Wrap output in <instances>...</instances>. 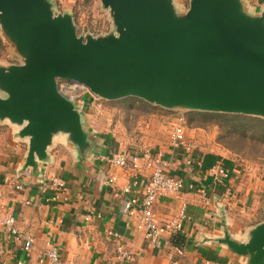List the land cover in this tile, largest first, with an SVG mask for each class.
Listing matches in <instances>:
<instances>
[{"label": "water", "instance_id": "1", "mask_svg": "<svg viewBox=\"0 0 264 264\" xmlns=\"http://www.w3.org/2000/svg\"><path fill=\"white\" fill-rule=\"evenodd\" d=\"M116 30L78 35L73 15L51 0H0V23L25 58L0 66V119L29 137L25 167L36 166L58 131L83 151L88 133L59 79L109 100L134 96L166 108L264 117V14L242 0H191L183 15L172 0H101ZM249 264H264V221L246 243L229 240Z\"/></svg>", "mask_w": 264, "mask_h": 264}, {"label": "crops", "instance_id": "2", "mask_svg": "<svg viewBox=\"0 0 264 264\" xmlns=\"http://www.w3.org/2000/svg\"><path fill=\"white\" fill-rule=\"evenodd\" d=\"M172 2L175 12L183 15L191 0ZM52 3L56 11L58 0ZM57 13L70 12L64 9ZM82 101L84 106L79 107L76 101V107L89 140L83 151L69 133L58 131L47 147L46 157L37 159L36 166L25 167L29 137L19 135L20 125L14 131L16 154L9 158V170L0 175L4 181L2 207L16 215L18 227L32 234L35 243L26 252L22 243L5 230L13 264H48L42 261V253L50 246L57 248L62 259L75 264L250 263L251 255L236 252L228 241L246 243L254 228L264 221V181L255 172L242 167L235 157L200 147L189 139L188 126L184 143L156 141L152 150L161 153L168 172L184 179L187 187L159 198L154 211L161 223H169L186 204L188 217L182 231L166 235L169 243L153 247L138 227L141 199L151 171L143 159L137 169L131 163L120 167L110 161L115 153H135L140 149L120 141L118 137L126 131L120 125H116V131L109 121L108 125L103 122L107 121L103 117L109 115L106 107H92L97 100L88 93ZM217 165L230 173L220 183L213 173ZM112 174L117 177L114 183L108 181ZM49 176L63 178L66 186L62 190L54 188ZM17 177L29 181L28 185L16 189ZM191 183L204 191L190 189ZM129 184L138 196L134 212L126 207L129 194L123 192ZM175 233L179 234L177 243L173 240ZM176 247L183 252L177 253ZM122 251L129 253L130 258L124 257Z\"/></svg>", "mask_w": 264, "mask_h": 264}, {"label": "rangeland", "instance_id": "3", "mask_svg": "<svg viewBox=\"0 0 264 264\" xmlns=\"http://www.w3.org/2000/svg\"><path fill=\"white\" fill-rule=\"evenodd\" d=\"M242 2L243 11L250 16L264 14V0ZM64 9L73 14L76 31L80 36H101L116 30L111 10L104 7L100 0H58L55 13ZM24 60L0 23V66L9 67L17 62L23 63ZM0 95L4 96L5 93L0 91ZM96 100V106L92 107H106L109 112L108 116L103 117L107 121L103 122L108 125L109 121L114 130L117 124L126 130L118 138L127 147L138 145V150L143 147L154 149L156 141L168 139L170 143L172 127L178 117L184 115L189 139L197 141L204 149L224 152L237 158L236 161L242 167L255 172L264 181V117L187 107L169 109L134 96L114 100L99 97ZM16 129L17 124L8 118L0 119V175L9 170V158L16 154L15 143L12 141ZM3 182L0 180V211H3ZM6 243L5 228L0 223V264H13L11 250Z\"/></svg>", "mask_w": 264, "mask_h": 264}, {"label": "built area", "instance_id": "4", "mask_svg": "<svg viewBox=\"0 0 264 264\" xmlns=\"http://www.w3.org/2000/svg\"><path fill=\"white\" fill-rule=\"evenodd\" d=\"M60 91L76 101L79 102V107L84 106L82 98L88 93L92 100L98 99L100 96L94 94L86 85L80 82H76L70 79H59ZM187 122L184 115L178 117V121L173 127V133L171 141L174 145L184 143L186 140ZM143 159L146 168L150 169V177L144 189L142 196V210L140 212L138 227L144 230L146 240L153 247H159L162 243H169L166 239L168 233H173L183 230V221L188 217L187 205L183 204L180 208L177 218L169 223H161L158 220L157 214L154 211V205L157 200L169 193L181 192L187 187V183L184 179L170 174L167 170V162L163 159L161 153L154 152L149 147H143L142 150L129 153L118 152L112 155L110 161L120 167L128 166L130 163L134 169L139 166L140 160ZM213 173L217 176V182H223L226 180L230 173L229 170L222 166L217 165L213 168ZM48 180L50 184L56 188L62 190L66 186V181L59 176H49ZM117 177L112 174L108 181L110 183L116 182ZM29 181L23 180L21 177H17L15 181L16 189H23L27 186ZM190 189L203 192L202 187H196L192 183L188 185ZM123 192L129 194V198L126 201V207L134 212L135 204L138 201L137 194L133 191V185H126ZM0 223L5 230L16 240L22 243L23 249L29 252L35 243V237L32 234L23 232L17 224V217L13 213L7 212L6 209L0 211ZM177 253H182L183 249L176 247ZM124 257L130 258L129 253L122 251ZM172 256V255H171ZM47 261L48 264H75L71 260H64L61 258L59 251L54 246L47 247L42 253V261ZM17 264H24L23 261H18ZM172 264H175L173 262Z\"/></svg>", "mask_w": 264, "mask_h": 264}, {"label": "trees", "instance_id": "5", "mask_svg": "<svg viewBox=\"0 0 264 264\" xmlns=\"http://www.w3.org/2000/svg\"><path fill=\"white\" fill-rule=\"evenodd\" d=\"M178 237H179V234L178 233H175L174 237H173V240L174 242H178Z\"/></svg>", "mask_w": 264, "mask_h": 264}]
</instances>
